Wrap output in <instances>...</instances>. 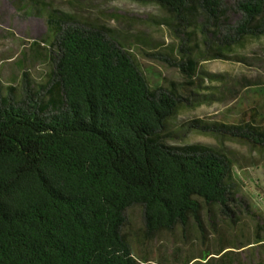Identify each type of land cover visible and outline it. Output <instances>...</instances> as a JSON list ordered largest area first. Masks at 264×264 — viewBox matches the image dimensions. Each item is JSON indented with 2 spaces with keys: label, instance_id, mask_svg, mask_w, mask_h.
Wrapping results in <instances>:
<instances>
[{
  "label": "trees",
  "instance_id": "obj_1",
  "mask_svg": "<svg viewBox=\"0 0 264 264\" xmlns=\"http://www.w3.org/2000/svg\"><path fill=\"white\" fill-rule=\"evenodd\" d=\"M143 1L183 21L195 11L186 0ZM197 7L209 18L225 15L221 0H199ZM238 8L244 14L239 40L257 35L258 27L264 33V0H241ZM65 21L72 20L58 13L48 19L57 51L48 83L51 97L35 101L29 93L22 104L12 97L0 100V264H151L135 254L123 232L134 207L142 208L149 239L191 223L205 239L206 219L214 233L220 218L237 223L242 208L231 163L206 146L177 148L165 142L180 107L178 93L153 90L111 29ZM225 39L227 47L216 45L180 65L185 92L202 88L201 59L229 58L225 52L235 41ZM193 93L199 104L216 96ZM262 108L256 102L237 124L214 127L237 131L243 142L264 147ZM263 233L264 223L257 225L255 242L243 248L264 245ZM227 250L220 246L201 257L207 264L221 261L233 252Z\"/></svg>",
  "mask_w": 264,
  "mask_h": 264
},
{
  "label": "rangeland",
  "instance_id": "obj_2",
  "mask_svg": "<svg viewBox=\"0 0 264 264\" xmlns=\"http://www.w3.org/2000/svg\"><path fill=\"white\" fill-rule=\"evenodd\" d=\"M186 1L195 11L183 21L152 1L0 0V100L8 102L12 97L15 103L22 104L29 93L35 101L51 97L47 94L48 83L57 51L48 24L50 14L70 17L72 21L66 24L111 29L134 57L149 86L153 90L176 91L181 99L165 131L166 144L177 148L202 145L224 156L232 165L242 208L234 217L237 223L220 218L215 233L206 219L205 239L193 223L185 230L177 228L173 233L149 239L142 208H131L123 232L130 236L135 254L148 257L151 264H182L188 258H195V264H207L201 255L206 251L215 253L222 246L233 251L231 255L221 261L211 259L209 264H264V245L243 248L255 242L257 225L264 223V147L243 142L237 131L215 128L218 123L237 124L243 112L256 102L264 109V33L258 27L253 30L257 35L248 34L239 40L236 33L244 21L238 8L241 0H221L225 15L219 19L209 18L197 7L199 0ZM226 37L235 41L225 52L229 58L201 59L202 81L198 82L202 88L186 87L190 91L185 92L182 85L187 80L180 65L188 56L197 57L216 45L227 47ZM235 55L244 60H234ZM194 91L216 96L214 101L199 104ZM259 236L264 237V233ZM234 240L236 249L230 248Z\"/></svg>",
  "mask_w": 264,
  "mask_h": 264
}]
</instances>
